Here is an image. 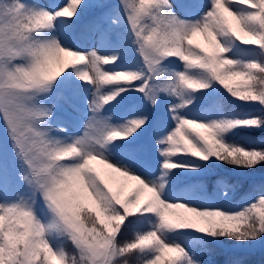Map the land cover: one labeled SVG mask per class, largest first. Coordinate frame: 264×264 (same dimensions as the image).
<instances>
[{
    "label": "snow or ice",
    "instance_id": "obj_1",
    "mask_svg": "<svg viewBox=\"0 0 264 264\" xmlns=\"http://www.w3.org/2000/svg\"><path fill=\"white\" fill-rule=\"evenodd\" d=\"M0 264H264V0H0Z\"/></svg>",
    "mask_w": 264,
    "mask_h": 264
},
{
    "label": "rangeland",
    "instance_id": "obj_2",
    "mask_svg": "<svg viewBox=\"0 0 264 264\" xmlns=\"http://www.w3.org/2000/svg\"><path fill=\"white\" fill-rule=\"evenodd\" d=\"M253 83H255V82H253ZM234 86H235V83H234ZM207 179H208V182L211 183V187H209L208 190H209V192H212L213 191L212 180H211V178H207ZM127 191H128V188L126 187L125 188V192H127ZM242 194H243L242 192L241 193H237V197L236 198L239 199V197ZM260 258H261V251L259 249H257L256 252L250 257V259L253 260V261H259Z\"/></svg>",
    "mask_w": 264,
    "mask_h": 264
},
{
    "label": "trees",
    "instance_id": "obj_3",
    "mask_svg": "<svg viewBox=\"0 0 264 264\" xmlns=\"http://www.w3.org/2000/svg\"><path fill=\"white\" fill-rule=\"evenodd\" d=\"M211 186V183L210 182H208V187H210Z\"/></svg>",
    "mask_w": 264,
    "mask_h": 264
}]
</instances>
